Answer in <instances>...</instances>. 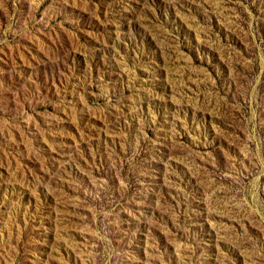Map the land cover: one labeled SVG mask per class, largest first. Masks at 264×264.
Returning a JSON list of instances; mask_svg holds the SVG:
<instances>
[{
    "label": "rangeland",
    "instance_id": "rangeland-1",
    "mask_svg": "<svg viewBox=\"0 0 264 264\" xmlns=\"http://www.w3.org/2000/svg\"><path fill=\"white\" fill-rule=\"evenodd\" d=\"M0 264H264V0H0Z\"/></svg>",
    "mask_w": 264,
    "mask_h": 264
}]
</instances>
